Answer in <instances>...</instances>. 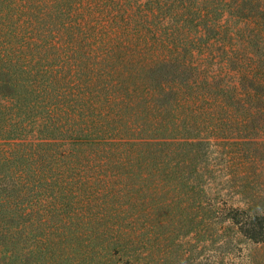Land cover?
Returning a JSON list of instances; mask_svg holds the SVG:
<instances>
[{
  "label": "rangeland",
  "instance_id": "obj_1",
  "mask_svg": "<svg viewBox=\"0 0 264 264\" xmlns=\"http://www.w3.org/2000/svg\"><path fill=\"white\" fill-rule=\"evenodd\" d=\"M6 5L0 0V15ZM231 56L242 58V50ZM224 58L212 62L215 74ZM114 66L121 73L104 77L107 89L94 94L88 135L143 142L75 146L66 163L88 177H54L52 150L31 149L30 165L18 167L40 177H14L22 189L11 220L18 259L4 264H264V104L249 117L199 89L192 115L183 102L161 112L139 97L152 85L137 66ZM25 90L18 96L27 104Z\"/></svg>",
  "mask_w": 264,
  "mask_h": 264
},
{
  "label": "trees",
  "instance_id": "obj_2",
  "mask_svg": "<svg viewBox=\"0 0 264 264\" xmlns=\"http://www.w3.org/2000/svg\"><path fill=\"white\" fill-rule=\"evenodd\" d=\"M2 2L8 11L0 15V264L18 259L11 220L22 189L21 178L14 177H40L38 169L28 176L18 167L30 165L36 155L31 149L52 150L50 158L59 169L54 177H88L66 163L75 146L143 142L95 141L88 135L95 128L88 112L94 94L99 86L107 89L104 77L121 73L114 65L137 66L152 85L139 97L161 112L174 113L183 102L192 115L191 101L199 89L204 98L221 94L249 117L258 114L256 104H264V0ZM240 50L242 58L234 59L231 53ZM118 55L121 61H113ZM220 56L226 58L214 64L226 63L215 74L212 62ZM227 63L235 67L228 69ZM18 69L30 77L19 79ZM95 81L98 89L90 91ZM118 84L111 81L113 87ZM24 87L31 96L27 104L18 96ZM22 102L28 111H22ZM60 168L76 173L63 176Z\"/></svg>",
  "mask_w": 264,
  "mask_h": 264
}]
</instances>
